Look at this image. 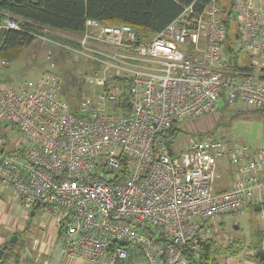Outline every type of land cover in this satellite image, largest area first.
Masks as SVG:
<instances>
[{
  "label": "built area",
  "instance_id": "obj_1",
  "mask_svg": "<svg viewBox=\"0 0 264 264\" xmlns=\"http://www.w3.org/2000/svg\"><path fill=\"white\" fill-rule=\"evenodd\" d=\"M225 2L233 49L264 57V0ZM194 4L151 39L94 19L77 46L28 32L87 63L81 77L97 86L80 101L63 98L51 71L33 88L0 81V119L17 131L0 137V183L23 210L55 218L56 245L70 259L123 264L137 249L148 264H192L218 217L264 201V150L215 139L175 150L179 135L156 139L235 105L264 109L260 66L229 64L224 0ZM8 30L26 31L6 15L0 35ZM9 66L0 56V74ZM220 162L233 170L225 189L215 187Z\"/></svg>",
  "mask_w": 264,
  "mask_h": 264
},
{
  "label": "rangeland",
  "instance_id": "obj_2",
  "mask_svg": "<svg viewBox=\"0 0 264 264\" xmlns=\"http://www.w3.org/2000/svg\"><path fill=\"white\" fill-rule=\"evenodd\" d=\"M230 24L234 25L235 23L231 22ZM44 37L51 39L47 36ZM236 52L239 56V64L242 67H249L253 64L254 59L251 55L242 50L239 51L237 47ZM86 64L82 59H75L72 53L62 48L35 39L16 60L10 62V66L0 74V81L15 87L28 86L33 88L46 72L51 71L70 83L78 79H84L81 74L87 71ZM5 73L7 75L6 79ZM86 79L87 77L83 82L79 83L81 85L80 88L78 84L79 91L84 85L82 92L75 91V88L72 87L73 84L71 86L65 85L63 98L69 102L73 97H75L76 102L82 100L86 93H89L92 88L97 86V81H86ZM65 81L64 84H66ZM237 106L219 110L211 116L191 122L188 128L184 127L185 122L174 124L173 128L180 130V132L178 136L179 143L175 146L174 141L172 147L175 150L178 147L186 149L190 144L200 139H215L226 143L237 142L250 145V147L254 146V148L258 146L260 148L264 147V112L238 111ZM12 131L17 132L15 127L11 125L5 127L4 122L0 119V134L5 140L10 137ZM218 174L219 177L216 179L215 187L217 189H225L228 185L229 177L224 175L222 171H219ZM9 189L12 190L11 188ZM11 199L15 203L16 197L14 194ZM9 200L10 197L6 198L4 202L7 203ZM256 206L260 207V209L255 210ZM256 206L216 219L217 222L224 221L221 225L213 227V231L218 233L216 238L221 245L224 246L229 241L236 239H240L244 243V249L240 253L234 256H224L226 258L220 257L219 264H244L245 261L256 264L253 260H250L248 254L251 252V255H254L252 249L257 243L256 235H264V201ZM6 214L11 218V221L17 219V224H20L19 227L25 230L23 233H18L17 231L19 241L15 251L18 252L19 250L21 253L23 250L29 253L34 251L41 252V249L47 246L46 244H50L51 236L53 237L52 229L55 225V218L44 213L41 208H35L32 216H30V212L23 209L18 215H9V211ZM234 225L238 227L237 230L233 229ZM16 227L18 226L16 225ZM11 237L12 234H6L2 240L4 242L9 241ZM260 245L264 249V240ZM125 264H147V262L143 257L139 256L128 259Z\"/></svg>",
  "mask_w": 264,
  "mask_h": 264
},
{
  "label": "trees",
  "instance_id": "obj_3",
  "mask_svg": "<svg viewBox=\"0 0 264 264\" xmlns=\"http://www.w3.org/2000/svg\"><path fill=\"white\" fill-rule=\"evenodd\" d=\"M194 0H0V20L9 15L15 18L26 31L8 30L0 35L2 45L0 56L10 62L16 60L20 54L34 41L28 33L43 34L63 45L77 46L73 39L82 36L86 19H94L102 24L122 25L126 24L135 29L139 39H151L155 34L162 31L182 11L183 7L191 4ZM206 0H195L194 7H203ZM222 19L225 20V45L230 50V66L238 69L239 56L233 45L235 44L236 24L233 22L229 10V4L224 0ZM184 7V8H185ZM42 29L50 32L42 33ZM60 33L64 36H60ZM243 70L249 67L243 66ZM56 74V73H55ZM58 75V74H57ZM62 78V77H61ZM63 79V78H62ZM65 80L63 79V82ZM82 79L68 83L79 91L78 84ZM65 89V88H64ZM257 111V110H256ZM180 130L171 127L169 130L157 134L156 139H175ZM218 233L212 232L211 236L200 244V255L192 261V264H219L220 257L234 256L244 249V243L240 239L229 241L221 245L216 238ZM13 244L5 241L0 248L4 250L0 258V264H25L22 261V253L15 251L19 241V235ZM263 234H257L259 243ZM253 247L256 253L261 251L260 244ZM224 257V258H226ZM257 262L258 257L255 255ZM223 264V263H222ZM261 264H264V259Z\"/></svg>",
  "mask_w": 264,
  "mask_h": 264
},
{
  "label": "crops",
  "instance_id": "obj_4",
  "mask_svg": "<svg viewBox=\"0 0 264 264\" xmlns=\"http://www.w3.org/2000/svg\"><path fill=\"white\" fill-rule=\"evenodd\" d=\"M252 58L254 59V62H253L252 65L249 66V69H252V67L260 66V68H261V77H260V79L264 83V57H261V58L260 57H252ZM4 76H5V79H6L7 78L6 73L4 74ZM237 110L238 111L247 110V111H251V112L252 111H256V110H253V109H249V107L239 106V105L237 106ZM257 111L264 112V109L263 110H257ZM234 143H237V142H234ZM242 145H246V144H242ZM246 146L249 147L252 150H262V149H264V147L260 148L259 146L256 147V148H254V146L250 147V145L249 146L246 145ZM219 171H222L224 175L229 177V181H230V178L233 175V170L227 165V163L220 162L219 165H218V172ZM228 184H229V182H228ZM13 194H14L13 191L10 190L9 187H6L5 185H2L0 183V246L4 243L2 238L6 234H8V235L12 234L13 235L14 233H17V231H18V233H23L25 231L24 229L19 227L20 224L19 225L17 224V219H13L11 221L10 220L11 218L8 217L7 214H6L8 211H9V215H12V214H17L18 215V214H20L22 212V207L20 205L19 199L15 196L16 197L15 203L11 199V198H13ZM8 197H10V200L7 203L4 202V200H6V198H8ZM260 204H258V205H260ZM16 225L18 227H16ZM53 231H54V227L52 229L53 237L51 236L50 244H46L47 246H44L41 249V252H35L34 251L32 253L31 252L29 253L27 251L28 252L27 253L28 257L27 258H23V256L21 255L22 256L21 259H22V261H25V264H108V262H106V261H102L100 263H92V262L83 261V260H79V259L73 260V259H70V258L66 257L65 255L62 254L61 249L56 245L55 235H54ZM52 239H53V241H52ZM263 240H264V236H263V238L261 240V243H262ZM258 243L259 242L257 241L256 245ZM23 251H25V250H23ZM252 251H254V255H251V252H249L248 256H249L250 260H253L254 263H257L258 260H257V262L255 260V255H257V253H256L255 250H252ZM261 251L264 252V249H263L262 246H261ZM128 253H129L128 254V258L126 259V261L123 264H125L127 262V260L130 259V258H137L139 256L143 257V255L137 249H129ZM244 264H251V263L245 261Z\"/></svg>",
  "mask_w": 264,
  "mask_h": 264
},
{
  "label": "water",
  "instance_id": "obj_5",
  "mask_svg": "<svg viewBox=\"0 0 264 264\" xmlns=\"http://www.w3.org/2000/svg\"><path fill=\"white\" fill-rule=\"evenodd\" d=\"M80 86H81V85L79 84V88H80ZM0 137H2V135H0ZM169 143H170V142L167 141V142H166V145H168ZM259 209H260V207L255 208V210H259ZM33 214H34V212H31V213H30V216H32ZM237 228H238V227H237L236 225L233 226V229L237 230ZM17 240H18V239H17L16 236H12V237L9 239L8 244H13V243L16 242ZM3 253H4V250L0 248V258L2 257ZM257 256H258V262H257L256 264H261V262H262V260H263V258H264V252H262V251L257 252Z\"/></svg>",
  "mask_w": 264,
  "mask_h": 264
},
{
  "label": "bare ground",
  "instance_id": "obj_6",
  "mask_svg": "<svg viewBox=\"0 0 264 264\" xmlns=\"http://www.w3.org/2000/svg\"><path fill=\"white\" fill-rule=\"evenodd\" d=\"M256 206V205H255ZM252 207H254V206H252ZM255 208H257V207H255Z\"/></svg>",
  "mask_w": 264,
  "mask_h": 264
}]
</instances>
